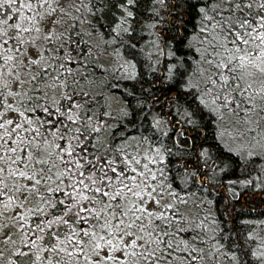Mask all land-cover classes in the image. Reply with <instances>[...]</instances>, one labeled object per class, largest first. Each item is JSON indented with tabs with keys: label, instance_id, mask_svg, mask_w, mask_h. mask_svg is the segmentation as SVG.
Segmentation results:
<instances>
[{
	"label": "snow or ice",
	"instance_id": "6c2138e0",
	"mask_svg": "<svg viewBox=\"0 0 264 264\" xmlns=\"http://www.w3.org/2000/svg\"><path fill=\"white\" fill-rule=\"evenodd\" d=\"M209 126L211 174L174 165ZM217 160L264 191V0H0V264H264Z\"/></svg>",
	"mask_w": 264,
	"mask_h": 264
},
{
	"label": "trees",
	"instance_id": "16d2710c",
	"mask_svg": "<svg viewBox=\"0 0 264 264\" xmlns=\"http://www.w3.org/2000/svg\"><path fill=\"white\" fill-rule=\"evenodd\" d=\"M185 12L184 19L188 21V23L185 25L188 32L185 33L187 35L190 33L193 29V25L196 23L195 20V9H182ZM144 16L141 15L139 17L140 21H143ZM156 29H148L147 27L144 28L143 32L140 33V35L144 36V40H140V44H144L145 41H153V40H159L160 38L155 36L153 33H155ZM169 38L176 35V33H168L167 34ZM171 45L164 46L163 54L155 55L153 54L152 58V65L156 69L154 73L148 74V81L151 82L154 76H167L166 72V64L168 61L172 59V57L169 54V48ZM179 55H184V52L181 51L183 49V43H179L175 45ZM156 51H159V49H154L153 47H147L146 48V55L150 53H154ZM147 86V85H146ZM138 87V86H137ZM176 89H173L172 92H175ZM156 95L160 97L161 102L165 101L166 95H172V93H167L166 95L160 91L159 88H156ZM132 104H135V100L131 101ZM165 113L169 111L167 107L163 109ZM173 113L176 112V109H171ZM171 119L179 120L180 116L173 115ZM183 123V121H181ZM185 128H188L190 130V126L185 124ZM171 128V125H166L165 130H168ZM170 143V142H169ZM197 143L202 144L203 147H209L211 152V157L208 161V166H204V158L200 155L201 148L197 147L194 148L191 152L187 153L183 160H181L179 157L171 158L173 160L174 165H179L186 161L185 167L188 168L189 171L193 170H205L211 174L212 170V163L213 159L215 158V148L214 140L211 135V127L209 126L208 129V136L207 139L204 138V136L199 135ZM199 157V160L197 159ZM228 161H225L224 163H221L219 160L216 161V164L218 167H216V175L218 177V182L214 183L212 187L209 188V191L211 193L210 199L215 201V209L217 211V214L220 215L222 219H227L228 217H234V223L236 225H239L240 219H247L252 222H256L259 220H264V191H260L258 188L249 187L247 189H242L239 185L234 186V190L238 193H240V197L238 200H234L229 192V187H232L229 185V180H234L239 175L238 172H233L230 168L226 167L228 164ZM223 169V170H222ZM180 171H183V169H180ZM243 178V177H242ZM225 208H227V212L225 213ZM259 231V229H257ZM247 235V233H245Z\"/></svg>",
	"mask_w": 264,
	"mask_h": 264
}]
</instances>
